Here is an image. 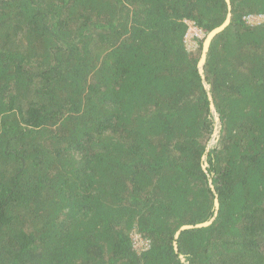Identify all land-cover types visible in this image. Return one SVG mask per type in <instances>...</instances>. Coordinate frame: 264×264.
Wrapping results in <instances>:
<instances>
[{
  "label": "trees",
  "instance_id": "1",
  "mask_svg": "<svg viewBox=\"0 0 264 264\" xmlns=\"http://www.w3.org/2000/svg\"><path fill=\"white\" fill-rule=\"evenodd\" d=\"M230 3L204 171L203 39L185 35L224 0H0V264H264V21L246 20L264 0ZM209 179L217 214L175 253L213 218Z\"/></svg>",
  "mask_w": 264,
  "mask_h": 264
},
{
  "label": "water",
  "instance_id": "2",
  "mask_svg": "<svg viewBox=\"0 0 264 264\" xmlns=\"http://www.w3.org/2000/svg\"><path fill=\"white\" fill-rule=\"evenodd\" d=\"M224 2H225L226 7H227L226 17H225L223 23L220 26L212 29L210 32H208L203 37L201 54H200V58H199V60L197 62V71H198L199 77L201 79L202 86H203V88L205 90V93H206V96H207V99H208L209 112L211 114L212 121H213V131H212L211 137H210V139H209V141L207 143V146H206V149H205V154L201 158V160H202V169L204 171H206V169L208 167V164H207V161H206L207 153L209 152L210 149H212L216 145V143H217V141L219 139L220 130H221L220 117H219V114H218V112H217V110L215 108L213 97H212V94L210 92V84L208 83V81L206 79V76H205V73H204V65H205L207 53H208V50H209V47H210V44H211L212 40L214 39V37L216 35L221 33L229 25L230 20H231V3H230V0H224ZM209 183H210L211 191L213 192V194L215 196L214 203H213V206H214L213 207V210H214L213 218L208 220V221H206V222H203V223L181 226L175 232L174 237H173V239H174V241H173V249H174L175 253H178V247H177L176 240L178 239V237H179V235H180V233L182 231L189 230V229H197V228L207 227V226L210 225V223L214 219L215 215L217 214V210H218L217 194H216L213 186L211 185V179H209ZM178 257H179L181 263H184V264L187 263L186 259H185V257L183 255L178 254Z\"/></svg>",
  "mask_w": 264,
  "mask_h": 264
},
{
  "label": "built area",
  "instance_id": "3",
  "mask_svg": "<svg viewBox=\"0 0 264 264\" xmlns=\"http://www.w3.org/2000/svg\"><path fill=\"white\" fill-rule=\"evenodd\" d=\"M263 19H264V16H261V15H259V16H248L246 18L247 22L250 23V24L251 23L252 24L259 23ZM187 24H188V30H187V33L185 35V41L187 43V46H188V43L191 42V41L193 42V44L195 46V39L196 38L202 39L204 34L199 29L194 27L192 22H187ZM135 239H139L138 235H135ZM136 247H137V244H136Z\"/></svg>",
  "mask_w": 264,
  "mask_h": 264
},
{
  "label": "rangeland",
  "instance_id": "4",
  "mask_svg": "<svg viewBox=\"0 0 264 264\" xmlns=\"http://www.w3.org/2000/svg\"><path fill=\"white\" fill-rule=\"evenodd\" d=\"M261 21H264V19L263 20H261ZM188 48L190 49V50H194L195 48H196V46H194V44H193V42L191 41V42H189L188 43ZM133 240H134V242L137 244V247H139L138 249H137V253H139L142 249H141V247L143 246V243H142V241H140L139 239H135V236L133 237ZM142 244V245H141ZM147 247V244H146V242H145V247H144V249Z\"/></svg>",
  "mask_w": 264,
  "mask_h": 264
},
{
  "label": "clouds",
  "instance_id": "5",
  "mask_svg": "<svg viewBox=\"0 0 264 264\" xmlns=\"http://www.w3.org/2000/svg\"><path fill=\"white\" fill-rule=\"evenodd\" d=\"M204 37V36H203ZM203 37H202V39H203Z\"/></svg>",
  "mask_w": 264,
  "mask_h": 264
}]
</instances>
